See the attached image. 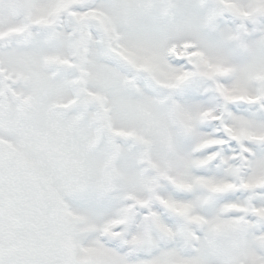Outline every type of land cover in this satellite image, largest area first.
I'll return each instance as SVG.
<instances>
[{
  "label": "snow or ice",
  "instance_id": "snow-or-ice-1",
  "mask_svg": "<svg viewBox=\"0 0 264 264\" xmlns=\"http://www.w3.org/2000/svg\"><path fill=\"white\" fill-rule=\"evenodd\" d=\"M0 264H264V0H0Z\"/></svg>",
  "mask_w": 264,
  "mask_h": 264
}]
</instances>
